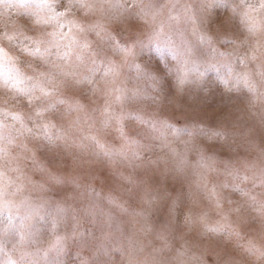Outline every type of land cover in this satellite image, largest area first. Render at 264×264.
I'll list each match as a JSON object with an SVG mask.
<instances>
[{
  "label": "clouds",
  "instance_id": "obj_1",
  "mask_svg": "<svg viewBox=\"0 0 264 264\" xmlns=\"http://www.w3.org/2000/svg\"><path fill=\"white\" fill-rule=\"evenodd\" d=\"M0 264H264V0H0Z\"/></svg>",
  "mask_w": 264,
  "mask_h": 264
}]
</instances>
